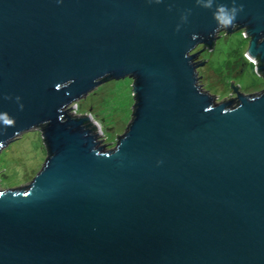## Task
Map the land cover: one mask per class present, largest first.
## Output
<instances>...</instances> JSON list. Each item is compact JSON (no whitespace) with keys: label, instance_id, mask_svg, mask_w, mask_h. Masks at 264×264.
Returning <instances> with one entry per match:
<instances>
[{"label":"water","instance_id":"obj_1","mask_svg":"<svg viewBox=\"0 0 264 264\" xmlns=\"http://www.w3.org/2000/svg\"><path fill=\"white\" fill-rule=\"evenodd\" d=\"M239 29L264 76V0H0V152L36 128L48 151L0 189V264H264V89L217 102L194 52ZM125 77L105 148L72 106Z\"/></svg>","mask_w":264,"mask_h":264},{"label":"rangeland","instance_id":"obj_2","mask_svg":"<svg viewBox=\"0 0 264 264\" xmlns=\"http://www.w3.org/2000/svg\"><path fill=\"white\" fill-rule=\"evenodd\" d=\"M244 29L222 32L216 49L201 50L199 74L205 90L217 97V102L243 94H258L264 89V76L257 71L255 61L246 56L249 38ZM134 79L125 77L101 83L72 107V113L92 115L99 126L98 138L104 147L113 149L133 117ZM81 103V104H80ZM48 151L42 131L38 128L22 133L0 152V189H13L31 182L43 167Z\"/></svg>","mask_w":264,"mask_h":264},{"label":"clouds","instance_id":"obj_3","mask_svg":"<svg viewBox=\"0 0 264 264\" xmlns=\"http://www.w3.org/2000/svg\"><path fill=\"white\" fill-rule=\"evenodd\" d=\"M236 12V8L228 9L226 6L222 5L217 9V12L214 14V16L215 19L218 20V22L225 25H230L235 19Z\"/></svg>","mask_w":264,"mask_h":264},{"label":"flooded vegetation","instance_id":"obj_4","mask_svg":"<svg viewBox=\"0 0 264 264\" xmlns=\"http://www.w3.org/2000/svg\"><path fill=\"white\" fill-rule=\"evenodd\" d=\"M203 46H204V45H200L199 48H201V47L203 48ZM199 48H198V49H199ZM202 48H201V49H202ZM201 80H202V79H200V83L202 82ZM201 84H202V83H201ZM202 86H203V84H202ZM237 93H238V91H237ZM231 99H235V103L237 102V96H235L234 98H231Z\"/></svg>","mask_w":264,"mask_h":264},{"label":"trees","instance_id":"obj_5","mask_svg":"<svg viewBox=\"0 0 264 264\" xmlns=\"http://www.w3.org/2000/svg\"><path fill=\"white\" fill-rule=\"evenodd\" d=\"M244 32V31H243ZM81 104V103H80ZM95 128V131H97V127L93 126Z\"/></svg>","mask_w":264,"mask_h":264},{"label":"bare ground","instance_id":"obj_6","mask_svg":"<svg viewBox=\"0 0 264 264\" xmlns=\"http://www.w3.org/2000/svg\"><path fill=\"white\" fill-rule=\"evenodd\" d=\"M98 128H99V126H98Z\"/></svg>","mask_w":264,"mask_h":264}]
</instances>
